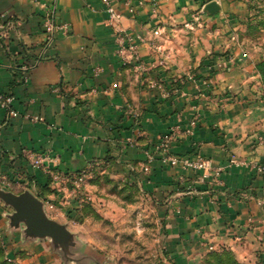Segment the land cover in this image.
I'll return each instance as SVG.
<instances>
[{"label":"crops","instance_id":"1","mask_svg":"<svg viewBox=\"0 0 264 264\" xmlns=\"http://www.w3.org/2000/svg\"><path fill=\"white\" fill-rule=\"evenodd\" d=\"M110 1L113 18L100 0H55L56 22L68 30L45 49L50 0H0V13L18 23L0 35V94L13 97L19 115L8 121L0 106L1 188L27 190L44 204L51 197L24 152L44 154V166L64 172L104 161L156 200L174 264H202L223 251L238 264H264V101L237 34L249 0ZM211 1L214 15L203 11ZM194 116L193 135L173 140L170 151L209 158L219 176L171 168L158 154L143 171L145 151ZM45 214L68 225L63 213ZM5 228L11 259L64 264L48 239Z\"/></svg>","mask_w":264,"mask_h":264},{"label":"rangeland","instance_id":"2","mask_svg":"<svg viewBox=\"0 0 264 264\" xmlns=\"http://www.w3.org/2000/svg\"><path fill=\"white\" fill-rule=\"evenodd\" d=\"M247 4L248 17L237 25V34L244 45L243 58L254 66L260 83L257 91L264 101V79L256 68L264 60V0H249ZM64 173L76 176L57 188L48 182L46 191L51 197L42 198L53 208L47 205L44 211L52 218L64 214L68 222L65 226L76 242L72 251L88 256L87 264H174L164 249L156 200L146 195L142 184L104 161ZM10 214L12 208L0 200V264H21L10 258L8 243H4Z\"/></svg>","mask_w":264,"mask_h":264},{"label":"built area","instance_id":"3","mask_svg":"<svg viewBox=\"0 0 264 264\" xmlns=\"http://www.w3.org/2000/svg\"><path fill=\"white\" fill-rule=\"evenodd\" d=\"M105 11L110 15V18L115 16V11L111 5L110 0H100ZM204 7V6H203ZM56 5L55 0H50V3L43 6V16H42V30L44 35L43 48H49L52 46L56 34L60 31L67 33L68 27L65 24H60L56 22ZM18 23L14 19H9L3 13H0V35H3L8 30L16 28ZM154 34L157 35V32ZM128 40H132L128 38ZM129 50L133 51L134 46L131 44ZM28 67H23L22 80L26 81L28 74ZM13 97L9 95L0 94V106L5 111L7 120L18 117V112L12 106ZM33 121H42L40 117H33ZM198 119L194 116L190 119L187 125L183 128L171 129L168 133L159 137L158 144L153 147L152 150L145 151V164L144 170L148 169V166L154 161V154H161V162L170 166L171 168H179L181 170H190L196 173H200L202 179L208 177L212 174L218 177L220 174V169H214L212 161L209 158L200 156L197 152H193L190 155L178 156L174 155L170 151V143L179 138L191 136L197 127ZM24 156L30 161L33 168H40L44 175L49 179V184L53 188H57L59 184L67 182L69 179L75 178V174H67L59 170H51L44 166L43 159H45L44 154H36L31 158V153L24 152ZM234 163V161H232ZM183 181V180H181ZM7 184L3 179L0 184ZM45 207L48 205L49 208H53L51 204L45 202Z\"/></svg>","mask_w":264,"mask_h":264},{"label":"water","instance_id":"4","mask_svg":"<svg viewBox=\"0 0 264 264\" xmlns=\"http://www.w3.org/2000/svg\"><path fill=\"white\" fill-rule=\"evenodd\" d=\"M203 11L214 15L218 13L219 6L215 1H211L204 5ZM0 200L13 210V214L8 215L10 229L19 230L25 239H48L52 250L60 253L64 264H68L70 261L79 264L82 258L72 251L76 246L74 236L68 232L65 225L48 219L43 201L27 190L14 194L3 190L1 185ZM85 259L88 263L89 257L85 256Z\"/></svg>","mask_w":264,"mask_h":264},{"label":"trees","instance_id":"5","mask_svg":"<svg viewBox=\"0 0 264 264\" xmlns=\"http://www.w3.org/2000/svg\"><path fill=\"white\" fill-rule=\"evenodd\" d=\"M256 68L261 74V77L264 79V60H262L256 66ZM48 182L49 180H47V184ZM202 264H238V263L233 259L232 255L229 252L223 251L222 253L209 252L206 255V258H204V260L202 261Z\"/></svg>","mask_w":264,"mask_h":264}]
</instances>
